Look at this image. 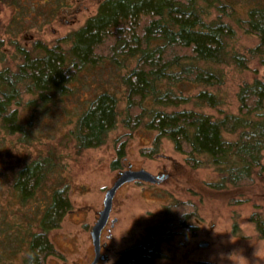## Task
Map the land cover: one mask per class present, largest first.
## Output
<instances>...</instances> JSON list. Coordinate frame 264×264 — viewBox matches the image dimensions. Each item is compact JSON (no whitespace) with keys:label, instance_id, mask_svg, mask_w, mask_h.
I'll return each instance as SVG.
<instances>
[{"label":"trees","instance_id":"1","mask_svg":"<svg viewBox=\"0 0 264 264\" xmlns=\"http://www.w3.org/2000/svg\"><path fill=\"white\" fill-rule=\"evenodd\" d=\"M211 6L218 15L207 21L203 15ZM221 14H232L231 5L221 0H101L96 13L82 26L51 46L36 41L29 50L10 41L20 62L13 69L7 59L0 57V126L7 133L27 136L28 126L13 106L21 102L24 94L36 95L44 102L53 93L69 95L85 73L101 68L105 62L123 66L125 59L132 57L134 64L119 77L125 95L122 111L116 92L104 88L77 113L67 131L76 152L102 146L122 112L120 121L129 131L116 140L113 169L123 167L127 139L141 127L156 132L152 146L140 150L142 156L157 155L161 139L166 137L174 150L185 156L189 168L200 167L202 158L216 168L219 180L208 183L214 190L247 188L257 180L264 181V79L255 76L240 84L237 113L221 110L217 118L195 108L179 107L193 99L198 104L217 107L215 93L200 89L188 95L172 88L188 82L221 85L223 76L208 68L206 62L227 61L247 68L252 58H258L264 64V3L249 6L245 17L237 19L245 32L258 38L246 53L228 54L227 38L234 36L235 29ZM3 45L0 37V48ZM225 134L235 138L228 139ZM57 167L58 159L52 150L20 167L12 182L19 203L30 201ZM71 206L68 187L54 188L36 223L37 231L15 226L12 235H7L11 248L4 245L7 241L2 242L7 259L4 264H46L48 257H61L48 234L59 227ZM196 214L193 203L172 199L164 206L162 219L147 227L143 240L123 249L112 264H154L164 256L162 244L178 235L195 234L197 227L190 219ZM250 221L258 237L264 239L262 215L253 212Z\"/></svg>","mask_w":264,"mask_h":264},{"label":"rangeland","instance_id":"2","mask_svg":"<svg viewBox=\"0 0 264 264\" xmlns=\"http://www.w3.org/2000/svg\"><path fill=\"white\" fill-rule=\"evenodd\" d=\"M100 1L0 0V37L4 40L0 57L7 59L14 69L20 62V55L10 41L29 50L36 41L51 46L57 39L82 26L96 13ZM221 1L231 5L232 14H221L220 17L235 29L234 36L227 38L226 50L228 54L233 51L246 53L248 48L256 45L258 38L245 32L237 19L245 17L249 6L263 4L264 0ZM65 9H68L67 13ZM217 15L215 7L211 6L203 18L209 21ZM134 62L132 57L126 58L123 66L105 62L101 68L85 73L69 95L53 93L50 100L44 102L36 95L24 94L21 102L13 105L30 133L27 136L7 133L0 126V217H5L0 220V264L7 262L2 248L7 235H12L15 226L37 231L36 223L49 202L50 193L63 186L69 189L72 206L59 227L48 234L61 257H48L46 264L90 263L93 258L90 230L102 209L105 191L119 172L128 167L145 169L161 180L155 184L134 181L117 190L108 223L101 233V253L105 259L98 264H112L123 249L140 243L147 227L162 219L163 208L172 199L195 205L197 214L190 223L197 230L192 236L178 235L162 244L164 256L154 264H264V239L258 237L255 225L250 221L253 212H259L264 218V181L257 180L247 188L228 186L221 191L214 190L208 183L219 180L216 168L203 158L200 167L189 168L184 162L185 156L176 152L172 141L166 137L161 139L157 155L153 158L142 156L140 150L152 146L156 132L141 127L132 131L127 139L123 167L113 169L112 162L117 159L116 140L129 131L120 121L122 112L102 146L76 152L67 131L77 113L104 88L116 92L119 111H122L125 95L119 77ZM205 65L223 76L221 85L213 87L188 82L172 85V88L188 95L200 89L212 91L219 99L217 107L198 104L193 99L180 108H195L214 118L220 116L221 110L237 113L236 92L240 84L255 76L264 79V64L258 58H252L247 68L227 61L206 62ZM225 137L233 139L235 135L225 134ZM50 150L56 153L58 167L48 175L30 201L19 203L12 190L14 173ZM262 156L264 165V150ZM7 242L3 244L11 248L10 239ZM200 242H206L207 246L200 247Z\"/></svg>","mask_w":264,"mask_h":264},{"label":"water","instance_id":"3","mask_svg":"<svg viewBox=\"0 0 264 264\" xmlns=\"http://www.w3.org/2000/svg\"><path fill=\"white\" fill-rule=\"evenodd\" d=\"M161 178L151 174L145 169L133 170L130 167L119 172L113 184L105 191L103 206L102 209L98 213L97 220L90 230V237L93 247V258L88 264H98L99 261L105 259V256L101 253V233L106 224L108 223L109 216L112 209L113 199L117 190L126 183L134 182V181H142L145 183H159ZM200 247H206V242H200Z\"/></svg>","mask_w":264,"mask_h":264},{"label":"flooded vegetation","instance_id":"4","mask_svg":"<svg viewBox=\"0 0 264 264\" xmlns=\"http://www.w3.org/2000/svg\"><path fill=\"white\" fill-rule=\"evenodd\" d=\"M65 12L67 13L68 12V9H65ZM67 22H69V21H67Z\"/></svg>","mask_w":264,"mask_h":264}]
</instances>
